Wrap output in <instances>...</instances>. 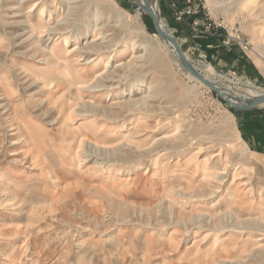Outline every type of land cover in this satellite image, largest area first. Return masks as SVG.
Masks as SVG:
<instances>
[{
	"label": "rangeland",
	"instance_id": "rangeland-1",
	"mask_svg": "<svg viewBox=\"0 0 264 264\" xmlns=\"http://www.w3.org/2000/svg\"><path fill=\"white\" fill-rule=\"evenodd\" d=\"M156 1L192 65L264 90V0ZM136 8L0 0V264H264V101L195 82Z\"/></svg>",
	"mask_w": 264,
	"mask_h": 264
},
{
	"label": "bare ground",
	"instance_id": "bare-ground-1",
	"mask_svg": "<svg viewBox=\"0 0 264 264\" xmlns=\"http://www.w3.org/2000/svg\"><path fill=\"white\" fill-rule=\"evenodd\" d=\"M134 2L137 4V8H136V14H135V18L138 19L140 17V12H142L143 8L149 6L153 9V12L155 13V16L157 18V22L159 24V27L162 29V31H164L166 33V35H168L170 38L173 37L172 36V32L169 30L168 24L166 23V20H164L160 15H159V9L157 8V1L156 0H134ZM136 6V5H135ZM35 8V4H33L30 8L29 11H32ZM70 11V10H69ZM40 17H39V21L38 24L41 25V27L43 28V32H50V31H54L55 28L53 27H49L48 24L43 25V16L45 14L44 9L42 8V10H40L39 13ZM163 24V25H162ZM100 32L93 34V39H91V43L90 44H84V46H82L81 51L79 54V57L74 59L73 62L76 65H79V61L80 60H84V64L89 63V59H91V54L92 52L95 53L97 51L100 50H104L107 49L109 46L107 45H103L102 43H97L96 41L99 38H102V36H100ZM165 37L164 41H165V46L167 48V50L169 51V53L173 56L174 60H175V64L177 66H179L184 72L189 73L191 76L194 77V81L195 82H200L203 83L201 80H199L197 77H195L192 73H190V71H188L185 67V65L182 63V61L180 60L179 53L176 51V49L174 48L172 41L170 40L169 37ZM41 37V36H40ZM77 37V38H76ZM74 40H78L79 35H77ZM181 43V42H180ZM133 49V48H132ZM181 49V47H180ZM77 50V47H71L70 49L67 50L66 54L71 55L72 53H74ZM127 49H121L120 50V58L123 57L126 53ZM181 52L184 56H187L186 52H184L181 49ZM78 53V52H77ZM81 56H83V58H81ZM111 53L107 56V60L105 62V70L109 67H111L112 65L109 64V59L111 57ZM135 57V53L132 54L131 59L128 60L127 62H123V63H118L117 65H115V67L120 66L123 67L125 70L131 71L133 69V66L136 65L135 60H133V58ZM50 64V63H49ZM198 64V63H197ZM88 65V64H87ZM194 69L201 75L203 76V78H206L207 80H209L211 83H213L215 86H217L219 89H221V91H223V93H225V95H227V97L229 99H231L233 102L238 103L239 105H243L245 102L247 101H253L257 98H259L262 94H264V90L259 89L257 86H255V84L251 81H248L247 84V89H245L242 92V95H239L238 98L233 96V94L230 93V88H233V84L235 85H240L242 83L241 79L235 78L232 75H221L215 71H213L212 69H210L207 65H203V67L200 69L197 66L195 67L193 64ZM115 70V69H114ZM108 71V70H107ZM116 71V70H115ZM114 72V71H113ZM108 74V73H107ZM106 74V75H107ZM110 74V73H109ZM108 74V76H109ZM111 75V74H110ZM99 76L101 77V74H99ZM109 77L105 78L102 77L101 81H98L96 85L91 84V85H87L85 83L80 84L75 86V89H95V88H100L102 87V81L107 80ZM245 80V79H244ZM110 81V80H109ZM112 81V80H111ZM246 81V80H245ZM113 82V81H112ZM111 82V83H112ZM96 83V82H95ZM246 84V83H245ZM109 86V85H108ZM240 88V87H239ZM242 88V87H241ZM92 89V90H93ZM109 93V92H108ZM81 105V109L84 111H90L88 109V105L84 102L80 103ZM85 107V109L83 108ZM87 108V109H86ZM93 111V110H92ZM216 155H219V153H216ZM218 161V160H217ZM205 165V164H204ZM206 166V165H205ZM209 167V166H208ZM207 167V168H208ZM220 172V171H219ZM210 174V173H209ZM211 175V174H210Z\"/></svg>",
	"mask_w": 264,
	"mask_h": 264
},
{
	"label": "water",
	"instance_id": "water-1",
	"mask_svg": "<svg viewBox=\"0 0 264 264\" xmlns=\"http://www.w3.org/2000/svg\"><path fill=\"white\" fill-rule=\"evenodd\" d=\"M145 9L147 10V12L149 13L150 17L152 18L153 21V25L156 29V31L159 33V35L164 39L165 37H167L168 35H166V33L164 31H162V29L159 27V24L157 22V18L155 16V13L153 12V9L149 6L145 7ZM169 37V36H168ZM170 38V37H169ZM170 40L172 41V44L174 46V48L176 49V51L179 53V58L182 61V63L185 65L186 69L188 71H190V73H192L195 77H197L199 80H201L203 82V84H205L207 87H209L211 90L215 91L217 94L220 95V97L222 99H224L228 104H230L231 106L235 107V108H239V109H251L255 106H258L259 104H261L264 101V94H262L259 98L253 100V101H247L245 102L243 105H239L238 103L233 102L231 99H229L227 97V95H225V93H223V91H221V89H219L217 86H215L213 83H211L209 80H207L206 78H203V76H201L193 67V65L189 62V60L187 58H185V56L182 54L181 49H180V45L179 43L173 38L171 37ZM238 98V97H237Z\"/></svg>",
	"mask_w": 264,
	"mask_h": 264
},
{
	"label": "built area",
	"instance_id": "built-area-1",
	"mask_svg": "<svg viewBox=\"0 0 264 264\" xmlns=\"http://www.w3.org/2000/svg\"><path fill=\"white\" fill-rule=\"evenodd\" d=\"M201 8L202 7L199 3H194V4L192 3V4L186 5L185 7H182V8L175 7L173 9H174L175 18L177 20L181 21L185 17L192 16L193 14L200 12ZM195 24H197L196 21H194V25ZM210 28H211V24L209 23L208 25H206L204 27L205 32L209 31Z\"/></svg>",
	"mask_w": 264,
	"mask_h": 264
},
{
	"label": "crops",
	"instance_id": "crops-1",
	"mask_svg": "<svg viewBox=\"0 0 264 264\" xmlns=\"http://www.w3.org/2000/svg\"><path fill=\"white\" fill-rule=\"evenodd\" d=\"M208 46H210V44H208Z\"/></svg>",
	"mask_w": 264,
	"mask_h": 264
}]
</instances>
